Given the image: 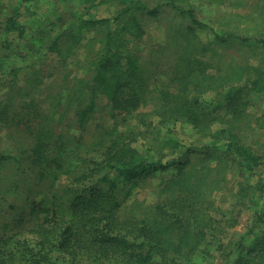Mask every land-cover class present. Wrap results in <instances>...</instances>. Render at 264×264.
<instances>
[{
	"label": "trees",
	"instance_id": "1",
	"mask_svg": "<svg viewBox=\"0 0 264 264\" xmlns=\"http://www.w3.org/2000/svg\"><path fill=\"white\" fill-rule=\"evenodd\" d=\"M8 1L15 4L0 18V65L11 64L13 56L31 62L12 67L8 81L0 76V87L8 86L0 95V133L6 139L0 145V211L5 213L0 217V264H189L202 253V243L203 252L218 244L216 250L225 256L223 264H264V179L252 181L264 165V155L244 139L238 124L245 118L248 96L264 91V67L255 68L244 81L243 70L240 77L231 78V72H222V65H212L215 55L203 59L186 44L178 70L171 73L175 89L160 88V97L151 103L146 91L149 76L136 45L118 39L112 25L130 19L140 37L139 17L156 14L162 5L120 0L123 5L114 17L78 21L81 30L106 24L110 28L99 55L90 61L89 79H84L85 68L78 74L82 81L77 85L84 90L69 94L85 102L89 92L88 101L76 115H67L68 130L57 133L55 125L64 121L67 112L57 110L61 102H52L53 108L38 102L33 62L43 49L61 52L65 33L54 34L55 25H42L32 30V39L25 38L30 26L22 15L30 11V0ZM6 2L0 0V6ZM174 7L198 28L207 26L192 9ZM73 30L69 26L70 36L84 41L81 30ZM192 31L189 24L184 34ZM231 34L228 37L235 36ZM260 44L264 49V39ZM68 50L73 57L78 55L74 45ZM20 72H26L24 78L20 79ZM192 89L195 93L190 96ZM210 93L215 95L209 97ZM101 94L109 98V111L123 115L127 125H109L85 139L73 125L86 126ZM146 115L159 120L152 129L146 125ZM177 122L213 140L196 141L183 149L174 133ZM149 140L150 145L140 146V141ZM232 169L242 177L236 196L257 211L237 238L224 242L220 237L224 229L217 228L226 211L206 206L209 191L203 189L216 180L223 184ZM166 172L170 176L162 187L156 178ZM148 180L155 181L157 199L148 203L133 199L135 188ZM5 192L15 196L9 200ZM20 197H25L21 203ZM215 212L222 218L217 219ZM17 228L31 229L34 235L19 237L13 232Z\"/></svg>",
	"mask_w": 264,
	"mask_h": 264
},
{
	"label": "rangeland",
	"instance_id": "2",
	"mask_svg": "<svg viewBox=\"0 0 264 264\" xmlns=\"http://www.w3.org/2000/svg\"><path fill=\"white\" fill-rule=\"evenodd\" d=\"M6 1V3L0 6V18L3 17L5 12L11 13V6L15 4H9V1ZM143 1L149 7L158 5H162V7L156 14L139 15L143 27V34L140 37L134 32L135 28L132 27L130 19H125L121 25H119V21L114 22L112 27L117 30L118 39H126L130 42L134 41L133 45L135 43L140 60L142 61V66H144L147 71L146 74L149 76V86L146 88V91L148 92L151 103L157 102V98L160 97V88L167 86L172 90L175 89L172 85L174 83L172 82L171 73L174 70H178L176 65L180 59L184 58L182 48L186 44L191 49L193 48L195 55L201 56L203 59H208L215 55L211 59L212 65H222V72H231L229 73L231 78L240 77L239 72L243 70L241 80L244 81L249 75H254L255 68L264 67V49L260 44L264 39V0ZM122 5L120 0L29 1L28 7L30 11L27 12L26 9L27 14L22 15L23 21L30 26L25 38L32 39V30L42 25L47 27H50L51 24L55 25L56 32L54 34L62 31L65 33L60 40L61 52L50 51L48 48L43 49L42 52L37 54V61L33 62L35 64V69L33 67L34 76L39 79L36 84L34 83L35 86L33 88V92L39 97L38 102L46 108H53V103L61 102V104L58 103L57 110L67 112L64 121L58 122L55 125L54 130L57 133L68 130V126H66L70 119L68 117L76 115L79 107H83L88 101L89 92L85 94V102L79 99L73 100L72 98L74 97H70L69 94L74 90L78 91L77 93L84 90L78 86V83L82 81L78 79V74L81 68H85L88 72L84 79H89L88 77L92 74V71L89 70L91 67L90 61L99 55L102 39L110 28L106 24L81 30L78 26V21L81 17L86 19L114 17ZM174 5H179L183 9H192L196 18L207 26L198 28L196 24L191 23L190 17L179 12L175 9ZM189 24L193 26L194 31L188 33L189 35H185L186 26H189ZM69 26L74 28L72 33L81 30L80 32L84 35L82 37L84 41L79 43L76 38L70 36ZM231 33L235 36L228 37V35H232ZM190 38H192L191 41L189 40ZM245 38L247 40H244ZM70 45L78 48L77 56L73 57L72 53L69 50L67 51ZM202 48L206 49L205 52L201 51ZM35 53L36 51H33L30 57L34 58ZM20 58L13 56L11 64H8L6 67L4 66V68L3 65H0V76L2 75L4 82L13 77L10 74L12 67L18 66L20 68V66L31 62L28 61L25 63V59L20 60ZM25 73L20 72V79L24 78ZM7 87L4 84L0 87V95L3 91H7ZM194 93L195 91L192 89L189 94L192 96ZM214 95L215 93H210L209 97ZM46 97H48V100ZM108 99L107 95L104 94L98 96L93 117L86 123L85 127L82 126V128L74 123L73 126L81 131L77 132L78 135L83 134L86 137L85 139H88L93 137L94 134H100L102 128H106L109 125L112 126L122 123V127H126L127 122L123 121V115L113 114V112L109 111ZM147 108L152 109L153 107ZM154 116L158 118L157 115L153 114ZM153 117L150 115H146L145 117L147 119L146 125L149 129H152L159 121ZM243 117L245 118L240 119L238 122L241 125L240 133L245 140L253 144L259 153L264 155V91L248 96L245 115ZM173 126L174 133H176L175 137L179 138L181 148L183 149L190 143H196V141L210 143L213 140L212 136L206 133H198L197 129L192 126L182 125L178 122ZM70 127L72 128V126ZM208 132L210 133V131ZM5 141L4 135L0 133V145ZM139 144L141 147L150 145V140L148 142L140 141ZM166 151L170 152L171 148L166 149ZM171 156L173 157V155ZM192 160L197 161V159ZM69 162L68 160L65 164H69ZM169 176L170 174L167 172L162 173L156 178V181L160 182L163 187L166 185L165 181ZM225 177L226 181L223 184L218 185V180H216L215 182L207 183L203 190L209 191L206 192L208 196L206 206L208 205V207H212L213 209L218 208L226 211V219L220 222L221 226L217 229H224L220 233V237L223 238L222 240L224 242H227L229 238H237V232H242L249 226L257 210L254 206H246L236 196L238 181L242 179L240 175H237L236 170H228ZM260 179H264V165L256 171L252 181L257 183ZM154 182L153 180H148L147 182H143L141 187H136L132 198L144 203L157 199V189H155ZM4 196L10 200L15 195L5 192ZM24 200L25 197L18 199L19 203ZM138 201L137 203L139 204ZM139 209L140 205L137 207V210ZM2 210L0 211L1 219L4 218L3 215L5 214ZM209 213L212 215L210 211ZM215 217L217 219L222 218L221 214L216 212ZM230 217L232 219L231 222L228 221ZM215 226L218 225L216 224ZM29 230L31 229L17 228L13 232H16L19 237L26 234L29 236L34 235ZM6 232L8 233L9 230H6ZM217 246L218 244L215 245V248L210 250L206 249L203 252L206 246L204 243L199 244V249H203V255L202 253L194 255L189 261V264H223L225 256L216 250ZM234 258L235 256L232 257V259Z\"/></svg>",
	"mask_w": 264,
	"mask_h": 264
}]
</instances>
